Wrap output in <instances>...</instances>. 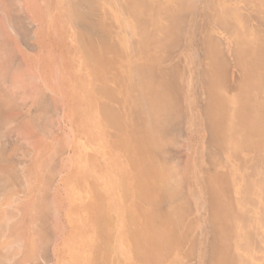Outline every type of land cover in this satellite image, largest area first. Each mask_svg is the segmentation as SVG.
I'll return each mask as SVG.
<instances>
[{
	"label": "rangeland",
	"instance_id": "1",
	"mask_svg": "<svg viewBox=\"0 0 264 264\" xmlns=\"http://www.w3.org/2000/svg\"><path fill=\"white\" fill-rule=\"evenodd\" d=\"M7 1L0 0V41L2 45L4 44L3 48L7 47L3 54L9 60L11 59L12 65L16 66L19 62L21 65L18 64L19 67L13 68L10 62L6 68L9 69L3 76H0L4 77L0 78V264H135L133 234L138 232L137 229L141 230L139 232L142 234V230L147 228L144 224L148 221L144 223L140 219L143 217L142 211L135 210L137 198L133 197V173L126 169L128 166L124 167L126 165L125 158L119 159L118 150L116 149L115 153L114 147V152H112L111 149H103L100 146L103 142L100 138H102L105 127L100 123L99 107L103 102H111L109 97H105V89L112 87L110 84L105 86V83L103 86L102 77L93 69L82 70L86 60L83 57L84 54H81L80 41L78 42L79 39L77 40L74 36L76 33H81L77 26L79 22H74L75 17L69 6V3L74 0H68V4L65 5L56 3V0H46V2L44 0H18L19 2L13 0L17 7L14 5L11 7L12 4L10 5L8 3L10 1ZM205 1L198 0L195 5L192 0L191 6L194 7H189L184 12L182 22L179 24L181 27L179 36L182 41L176 43L175 55L169 62V64H173V67L175 66V71H173V67L172 71L169 70L168 87H170V83H172L171 87L175 86L170 81L178 78L174 84H178L179 90L181 84L183 87L186 83L185 79L190 75L193 81L195 80L197 90L195 98L192 95L193 104L191 102L190 104L196 108L193 110V106L187 108L186 102L183 105L176 100L178 102L176 105V101H170L175 104L174 109L177 116L173 112L174 109L171 110L175 117L170 120L169 125L168 122L165 125L166 128H169V131L165 132L167 137L164 135L161 142H152V145H157L152 147L155 150L157 148V151L158 147H161L158 144H163L158 155L157 151L152 150L157 165L160 164L157 161L163 157V159H167L164 160L175 172L176 169L173 166L178 170L181 169V175H177V179L175 178L180 183V185L176 184L178 187L174 185V181H176L174 177L169 178L174 179L173 184L170 182V190L178 192L172 191L174 193L172 201H169L171 191H168L169 196L166 194L167 197L163 201V198L158 200L159 192H156L151 199L158 200L157 203L160 201L161 207L165 209L160 208V203H155L151 207L154 210L158 208V215H160V211H163V214L166 212L168 221L171 220L169 218V213L172 212L169 210L170 207L175 209L174 213L177 212L176 216L172 214L173 217H176L172 221L179 222L178 224L173 226L174 223H171L172 221L168 223L165 221L166 219L161 222L164 221L163 224L166 225L164 227H167L168 232L171 227L172 234L180 229L183 231L180 230L183 235L185 232L187 233V239L179 232L175 233L176 236L178 235L177 237L182 236L183 240L185 237L184 244L173 234V238L176 239L172 240L173 242L168 248L172 253L177 248L182 249L183 264H208L207 260L210 258L211 252L214 253L209 246L212 245L214 236H207L209 222L203 220L206 204H200L199 227L196 225L193 228L190 220L192 210L187 211L191 205L190 203L185 205L189 206L186 207V211L183 206V200L190 198L188 195L191 194V181L186 183V180H182L183 177L185 178L184 168L187 165L188 169L191 163L189 158L192 156L190 155L191 151L199 148L201 154V150L205 149L201 146L204 144L206 127L199 119L200 109L198 106L202 104L203 95L198 88L200 85L198 73H201L204 68L206 56L203 36L209 30V12L214 9L212 2L207 5ZM209 1L207 0V2ZM48 7L49 9H47ZM50 7L57 11L58 21L55 20V17L52 18ZM13 9L21 10L13 13ZM194 10L196 11L194 12ZM54 15L56 16L55 12ZM21 18L24 20H19ZM18 21L19 26H17ZM205 22L206 24H203ZM26 26L29 29L24 32ZM182 26H184V30ZM0 48L3 50L2 46ZM220 49L223 51L222 45H220ZM6 50L11 51L7 52ZM184 52L187 54H185L186 56ZM12 60L17 62L16 65ZM11 67L13 70L17 69L14 76V72L10 71ZM27 72L32 73L31 75L34 74L36 78L34 79L32 76L31 81L37 83L40 80L37 83L38 87L31 82L32 85L28 84V87L24 85L27 90L25 88L23 90L14 83L16 78L28 75ZM174 72L175 74L170 78ZM175 75L176 78H174ZM31 86L36 87L34 89ZM29 88L32 89L31 93ZM95 88L102 91H98L100 94L95 93L93 102L95 104H91L87 94L90 90L95 91ZM24 91H26V95ZM114 93L117 96V92ZM170 94H172L171 97H177L174 92H170ZM119 96L124 97V93L122 92ZM174 98L172 99L175 100ZM113 105L116 109L120 107L118 103ZM194 110H196L195 113ZM108 130L109 134L114 135L113 128L110 127ZM112 135H110L112 143L118 145ZM104 142L106 141L104 140ZM110 158L112 162H116L110 163ZM83 159L88 168L85 170L82 180L80 171ZM200 159L202 160V158ZM201 160L202 170L205 164L204 160ZM172 161L175 165L172 164ZM154 182L152 181V188H154ZM182 182L184 183L182 184ZM199 183L200 197L203 198L205 184L202 181ZM177 201L179 206L181 203L183 204L180 209L179 206H176V203L178 205ZM141 208L147 209L143 206ZM166 209L169 211H165ZM178 213L182 214V218L178 219ZM137 218L141 221L138 223L141 229L138 225V228L135 229L137 222L134 219ZM182 219L184 220L182 221ZM156 220L158 224L161 223L158 222V219ZM98 226L100 227L99 231L97 230ZM173 227L177 228V231ZM141 236L144 237L143 234L139 235V237ZM98 241L101 245V252L94 251V244H97ZM153 254L156 255V252Z\"/></svg>",
	"mask_w": 264,
	"mask_h": 264
},
{
	"label": "bare ground",
	"instance_id": "2",
	"mask_svg": "<svg viewBox=\"0 0 264 264\" xmlns=\"http://www.w3.org/2000/svg\"><path fill=\"white\" fill-rule=\"evenodd\" d=\"M8 1H10V2H8ZM8 1L7 2L10 3V5L12 4L11 7H13L15 2L18 0H16V1L14 0L15 1L14 3H13V0H8ZM44 1L46 2V0H44ZM197 1H195V2L197 3ZM58 2L61 4L64 3V5L68 4L67 3L68 0H56V3H58ZM191 2H192V0H74V1L69 3L70 4L69 6L71 7V10L73 11V15L75 17L74 22L75 21L79 22L78 25L77 24H75V25H77L80 28L79 31L81 32L80 34H78V33H76V35L74 34V36L77 38V40L79 39L78 42L80 41L79 44H80V50L82 51L81 54H84L83 57L86 60V64L83 65L82 70H84L86 68L88 70L93 69L95 72L98 73L99 76L102 77L103 86H104V83H105V86L110 84V86L115 89V91H113L114 89L112 90V88L105 89V93H106L105 97H109L108 99L111 102H107L105 100L106 102H103L99 107L100 108L99 112L101 114L100 123L105 127L102 138H100L101 141L103 140V142H102V144H100V146H102L103 149H111L112 152H114L113 151V147H114L115 153H116V149L118 150L117 154H119L118 155L119 159L122 160L123 157L125 158L124 162L126 163V165L124 167L126 168V166H128V168H126V169H129L133 173V176H132L133 181H134V183H133L134 184V186H133V192H134L133 197L137 198V201L135 202V210L136 211L140 210V212L142 211V214L141 213L140 214L143 215V217H141L140 219H142L144 221V223L146 221H148V223H146V224H144L142 221L144 226L147 227V228H144V230H142L143 231L142 234L144 235L143 238H142V236L139 237V235H142V234L139 232L141 230L137 229L138 227L139 228L141 227L140 225H138V223L141 222L138 220L139 216L137 219H134V221L136 220L137 224H135V222H133V224H135V226H136L135 229L138 230V232H137L138 234L136 233L137 237H136V234H133V242H134L133 243L134 244L133 259L135 260L134 261L135 264H183V262H182L183 258L182 257L184 254L182 253V249L177 248L174 253H172L171 250L169 251V249H168L170 247V243L173 242L172 240H174V238H175V237L173 238L175 233L178 234V232H179V234L183 235V233H182L183 231L180 229L182 232H180V230L178 232H175L174 229H176V231H177V228L173 227L174 229H172V230H174V232H175V233H173L174 234L173 235L171 233V230H170L171 227L169 228V226H168V228H169V232H168L167 227H164V226H166L163 224L164 221H163V223L161 222V220H165V219H166L165 221H167L168 223L171 222L172 219L177 215V212L174 213L175 209L173 210V209H171L172 207H170V209L167 207L170 211L172 210V212H170V213L167 212L170 214L169 218L171 219V220L169 219L170 221H168V219H167L168 214H166V212L163 214V211H160V215H158V213H159V211H157L158 208H157V210L156 209L154 210L153 207H151V205L153 206L155 203L158 202V200H161L163 198L162 199V201H163L164 198L166 199V197L169 196L168 191L169 192L171 191L169 201L174 198L173 196H174V193L176 191H174L172 189L170 190V184L173 182V180L175 178L177 179V175H179V176L181 175V173H180L181 169H180V166H179L180 170H178V168L173 166V168L176 169V172H175L172 168L169 167L168 162L165 161L167 159L164 158L165 159L164 160L163 157L161 159H159L160 162H159V160L157 161L158 163H160L157 165L155 163L156 160H155L154 155L152 153V150L153 151L155 150V148H152V147L153 146L156 147L157 145L156 144H155L156 146L152 145V142H161V140L163 139V136L165 135V132L169 131L168 130L169 128H166L165 125L167 124V122L169 125L171 123L170 120L174 119L173 117H175V115H176L175 109H174L176 103L181 102L183 104L186 102L187 108L193 106L190 104V102L193 104L192 101H194L193 98H195V93L197 90L195 88L196 87V83H194L195 80L193 81V78H191L190 75H188L187 79H185L186 83L184 84L183 87L181 84L179 90H178V84L177 83L174 84V82H176L178 80V78H176V75L174 77V78H176L175 79L176 81L175 80L170 81V82H173V85H175V86L171 87L172 83H170V87H168V74H169V70H171L173 67V64H169V62L171 60H173V55H175L174 51L176 50L175 49V47L177 46L176 43L180 40L182 41L181 36H179L181 33V27L179 26V24L182 22L184 12L187 11L189 9V7L190 8L194 7V6H191L192 5ZM195 2L193 0L194 4H195ZM205 2H206V4L207 3L209 4L210 2H212L214 9H213V11L209 12L210 13L209 21H208L209 24L207 23L209 25V27H208L209 30H208V32H205L206 35H204V36L202 35L203 40L205 41L204 47H205V56L206 57H205V62L203 61L204 62L203 67L204 68L202 69L201 73H198L199 77H200V79H199L200 85L198 84L199 85L198 88H199V92L203 95L202 104H201V106L200 105L198 106V108L200 109V110L199 109L198 110H199V115H200L199 116L200 122L203 123L206 127L205 128L206 134H205V137L203 139L204 144L203 145L201 144V146H203L205 149L201 150L202 156L200 154V158H202V160H204L205 165H204V168L202 170H201V165L198 166V169L196 168V173H198V176L196 175V177L199 178V182L202 181L205 184L204 185L205 194L202 195V197H204V201L206 200V209H205L206 211L205 212L207 213V216L209 215V221L208 222H209V225L211 228L210 232L214 236V240H213L212 245H209L214 253L211 252L210 258H208V260H207L208 264H237L238 260L235 262V253H233V245H234V242L236 243V241H237L236 252H237L238 257H240V252H239V249H240L239 246L240 245L239 244H241V241L244 240V238L239 237L242 235H240L241 225H240V222L238 219L240 218V214L244 213L245 206H243V204H240V202L238 204H234V205L231 204V196H233L234 192H232L231 188L229 187V180L227 181L225 179V176H226L225 170H224V168H221V164L218 163L216 161V159H212L210 157L208 151L209 150L211 151L214 148L213 146H215V147L217 146L218 148L217 147L216 148L219 149V151L216 153L218 154L220 152V155L218 154L219 156H221V154L223 153L224 149H223V146L221 144L220 139L218 138L219 140H216L217 137H219L218 134L221 136V139L224 136V138H223L224 141H225V139L228 140L227 146L228 147L230 146L229 149L233 150L234 152L239 149V141L237 140V138H239V137L236 135H238V133L240 131L238 123L244 122V120H243L244 118H242V119L238 118L237 121L233 120L232 122H230V124L228 123V125H227L226 113H227V111H229V110H227L229 108L226 107L227 109H224L223 106L225 104H227L226 101L228 100L229 106L232 108V112L234 113V111L236 109V108L233 109L235 107L234 104H236V105L238 104L237 100L234 99L230 94H232L233 92L236 93V91H241L243 93V91H246V90H249L248 92H250V90L254 91V95H256V94L261 95L264 93V0H210L209 2H207V0H206ZM228 2H230L231 5ZM200 5L201 4L199 2V6ZM22 6H26V5H22ZM15 7H17V6H15ZM46 7H47V5H46ZM22 8L24 9V7H22ZM212 8H210V9H212ZM21 9H18V10H21ZM47 9H49V7ZM50 9L52 10V13H50V14H52L51 15L52 18L55 17V20L58 21L59 17L56 13L57 11L54 10L52 7H50ZM18 10H14L13 13H17ZM244 10L247 11L246 14L244 13ZM195 11L196 10H194V12ZM54 12H55L56 16L54 15ZM202 14H203V12H202ZM16 15H19V14H16ZM24 16H26V15H24ZM197 17H198V15H197ZM206 17H207V15H206ZM89 18L92 20H90ZM22 19L23 18H21L19 20H22ZM49 19H47V20H49ZM15 21H16V19H15ZM249 21L254 22V23H252V25H249V23H250ZM255 23L258 25H255ZM22 24H24V23H22ZM61 24H62V21H61ZM203 24H206V22ZM17 26H19V21H18ZM59 26H62V25L59 24ZM255 26H258V29L257 28L255 29L254 28ZM182 27L184 30L185 29L184 26H182ZM0 28H1V25H0ZM27 29H29V28L28 27L24 28V32H25V30L27 31ZM60 30H62V29H60ZM85 30H87V31H85ZM196 30H198V29L196 28ZM256 30H258V31H256ZM63 32H64V29H63ZM200 34H201V32H200ZM224 34L227 37L235 39L234 41L237 42V47H236L237 49L235 51L236 52L235 64L237 67L238 75L235 74V75H237L235 77H238V79L236 81L234 80L236 83V88L234 90H231L232 89L231 88L230 91L227 87V82L229 81V75H230L229 74L230 68L226 67V65L228 64V60H226L227 64L225 65V59L222 56L225 54L224 53V47H223L224 41L222 39V35H224ZM189 42H187V43H189ZM220 45H222L223 51H221ZM1 46L3 48L4 44L2 45V43L0 41V47ZM6 48L7 47L3 48V50L0 48V50H1L0 51L1 52V55H0V76H3L4 73L6 72V70L9 69V68L8 69H6V68L9 66V64L11 62V59L9 60V58H7V56H5V54H3V51ZM187 48H188V46H187ZM9 49H11V47H9ZM10 51H7V52H10ZM183 51H184V49H183ZM12 53H13V51H12ZM232 53H233V51H232ZM185 54L186 53L184 52V55ZM72 55H73V53H72ZM10 56H12V55H10ZM232 60H233V58H232ZM16 63L14 62L15 65H16ZM18 64H20V62ZM190 64H191V62H190ZM11 66H13V68H16V66L12 65V62H11ZM17 67H19V66H17ZM11 69H12V67H11ZM15 70H17V69H15ZM15 70H13V69L10 70V71L14 72L13 76L16 72ZM173 71H175V66L173 67ZM188 71H190V70H188ZM79 72H80V70H79ZM21 73H23V72H21ZM27 73L29 76L28 75H23V77L20 76V78H16V80L14 82L15 84L18 85L19 88L21 87V89H23V90L26 86L28 87V84H30V85L36 84V86H37L38 81L40 82V80H38L37 83H35V81H31L33 78L34 79H36V78L34 77V74L31 75L32 73H30V74H29V72H27ZM194 73L196 74V72H194ZM174 74H175V72L172 74V76H170V78L173 77ZM32 76H33V78H32ZM0 78H4V77H0ZM258 79H259V83L257 84L256 82L258 81ZM183 80H184V78H183ZM31 82H32V84H31ZM97 82H99V81H97ZM251 83L252 84L254 83V85L251 86ZM44 84H46V83H44ZM24 85H25V87H24ZM94 85H96V83ZM36 86H31V87H34V89H35ZM232 86H233V84H232ZM85 87H86V85H85ZM99 87L103 88L100 85H99ZM174 87H177V88H174ZM234 87H235V85H234ZM172 88H173V91H171ZM25 89L27 90V88H25ZM29 89H30L29 92L31 93L32 89L31 88H29ZM96 89H98V88H95L96 92L94 90L88 89L90 91H88L87 97H89V101L91 104H95V103H93L95 100V98H94L95 93L100 94V92L102 91V90L100 91L99 89L98 90H96ZM92 91H94V92H92ZM98 91H100V92H98ZM24 92L26 95L27 94L26 91H24ZM114 92H117V96L115 95ZM122 92L124 93V97L119 96ZM170 92L176 93V96L179 98L177 99V97L176 98L171 97L172 94H170ZM169 95H170V98H169ZM192 95H193V98H192ZM240 95H241V93H240ZM97 97H98V95H97ZM259 97L262 98V96H258V98ZM172 98H174L175 100H173ZM190 98H191V100H190ZM247 98H246L247 105H249L248 103L251 101L248 102ZM98 99H100V98H98ZM176 100H178V102ZM253 100H255V99H253ZM170 101H172V102L176 101V102L174 104ZM260 102H262V101L260 100ZM116 103H118L120 105V107H117L118 109H116L115 105H113ZM250 106H252V105H250ZM254 106H252V107H254ZM193 107L194 108H192V110L196 108V106H193ZM246 108H248V106ZM124 109H127V110H124ZM173 109H174L173 112L175 113V115L172 114L171 110H173ZM254 109H255V107H254ZM257 110L258 109H256V111ZM195 111L196 110H194V113H195ZM252 111L254 112V110H252ZM254 115H256V114H254ZM259 115H261V114H259ZM259 115H256V116L258 117ZM179 116H181V115H179ZM179 116H178V118H179ZM263 117H264V115H263ZM253 118L255 119V116H253L251 119H253ZM258 118H260V117H258ZM258 118L255 120H258ZM195 119H197V118H195ZM224 120H225V122H224ZM255 120H253V123H249V124H253L252 127L254 129L256 127V130H258V131H260L261 128H262V130H264L263 127H261L260 130L257 129L258 125L255 124ZM260 120H259V122L262 123V121H260ZM179 122H181V121H179ZM234 122H236V123H234ZM263 122H264V120H263ZM225 123H226V126H225ZM101 124H100V126H101ZM255 125H257V126H255ZM110 127L115 130L114 135L109 134L108 129ZM241 127H242L241 130L245 129V128L243 129V126H241ZM258 128H259V126H258ZM246 130L249 131V129H247V128L245 129V131ZM256 130H255V132H256ZM251 131H253V130H250V132ZM258 131H257V133L261 132V131L260 132H258ZM208 134L210 137L208 136ZM241 134H242V132H241ZM241 134H239V135L241 136ZM110 135H112V138L114 140H117L116 143H118V145L115 143H112ZM258 135L259 134H257V136ZM168 136L170 137L169 133H168ZM176 136H178V135H176ZM164 137H167V136L165 135ZM208 137H209V139H208ZM258 138H257V140H259ZM260 138H261V136H260ZM96 139H97V137H96ZM104 140L106 142H104ZM182 140H184V139H182ZM257 140L255 141L256 143H257ZM263 141L264 140H262V142ZM164 142L166 143L167 141H164ZM251 142H254V139ZM251 142H250V144H251ZM209 144H210V146H209ZM162 145L163 144H161V143L158 144V146H161V147H162ZM164 145H166V144H164ZM251 146L253 147V145H251ZM251 146L248 148L252 149ZM255 147H253V148H255ZM260 147L262 149V146H260ZM83 148H85V147H83ZM160 148L158 147V151H157V148L155 150V151H157V153L155 152L157 155L159 153ZM208 148H209V150H208ZM240 148H242V147H240ZM245 148H243V149L246 150L247 148L246 149ZM257 148H259V147H257ZM85 149H87V148H85ZM196 150H197V148H196ZM191 152L193 153V151H191ZM234 152L232 154H234ZM199 153H200V150H199ZM216 153L214 152L215 155H216ZM245 154H246V152H245ZM190 155H192V154H190ZM219 156H218V161H219ZM237 156H239V155H237ZM237 156L235 157L236 159H237ZM263 156H264V154H263ZM191 157H189V158L191 159ZM245 157H247V156H245ZM259 157H261V156H259ZM240 158L242 159V157H240ZM232 159H234V158H232ZM248 159L247 160L244 159V160L248 161ZM109 160H110V163L116 162V161L112 162L111 158ZM127 160H128V162H127ZM254 160H253V162H255ZM192 162H194V160H192ZM192 162L189 164L190 166H188V169H187V165H186V168H184L185 178L183 177L182 180L183 181L186 180V183L189 180L192 182V180H191ZM232 162H233V160H232ZM232 162L230 161L231 164H232ZM88 163H89V161H88ZM188 163H189V161H188ZM256 163H255V165H256ZM172 164H174V162ZM228 164H227V166H228ZM197 165H198V163H197ZM245 165H247V163ZM87 168H88L87 163L85 161V164H84V159H83L82 168L80 171V174H81L80 178L82 180H83V176H85L83 174L85 173V170ZM236 168H237V166H236ZM255 168H256V166H255ZM229 170H230V168H229ZM261 170H263V168ZM182 171H183V169H182ZM235 173H237V171ZM182 176H184V175L182 174ZM170 177H174V179L171 178L172 181H169V180H171V179H169ZM154 180H155V182H154ZM196 180L198 181V179H196ZM247 180H249V179H247ZM152 181L154 182V188H152V186H151V185H153ZM238 181H237V183H238ZM174 182H175L174 185L179 183L177 180ZM183 183L184 182H182V184ZM194 183H192L191 185H193ZM233 184H235V183H233ZM248 184H250V183H248ZM248 184H247V186H248ZM253 184L251 183V185H253ZM179 185H180V183H179ZM230 185H231V183H230ZM175 187H178V186L176 185ZM195 189L197 192V188H195ZM239 189H241V187ZM263 190H264V188H263ZM172 191L174 193H172ZM177 191H178V189H177ZM245 191H247V194H248L249 190H245ZM245 191H242V192L244 193ZM257 191H259V190H257ZM156 192H159V197H158V200L153 201L151 199V197H152V195H155ZM164 193H165V196H164ZM176 193H178V192H176ZM188 193H190V192H188ZM166 194H167V196H166ZM183 195H185V194H183ZM193 195H195V194L193 193ZM188 196L191 198L192 195L190 194ZM249 196H251V195H249ZM195 197H196V195H195ZM195 197H194V201H195ZM198 197H200V196H198ZM190 198H188L189 200L188 199L183 200L184 205L182 203H181V205H183L185 208L186 207L188 208L189 206H185V205H187V204L189 205V203L191 204L190 201H192V199L190 200ZM249 198H252V197H248V199ZM138 199H140V200H138ZM260 199H263V198L261 197ZM196 200H199V199L197 198ZM159 203H157V204H159L160 208H162L161 207L162 204L160 201H159ZM261 203H262V200H261ZM181 205L179 206V202H178V205L176 203V206H179V209L181 208ZM253 205H254V203H253ZM142 206L147 207V209L144 208V210H143L141 208ZM171 206H173V205H171ZM187 208L184 210L186 211ZM247 208H249V206H247ZM162 209H160V210H162ZM190 209L191 208H189L187 211L190 212L191 211ZM169 210L166 209L165 211H169ZM258 210H259V208H258ZM177 211H180V210H177ZM179 213H181V212H179ZM179 213H178V216H179L178 219L182 218L181 216H182V214H184L182 212V214L179 215ZM172 214H174V215L176 214V215L173 217ZM235 214L237 216L236 217L237 219L235 221V223L237 224V226H236V238L234 236L235 231L232 228L233 225L231 222V219L233 216H235ZM244 217H242V218H244ZM263 217H264V215H263ZM155 218L158 219V222L159 221L161 222V223L159 222L161 225L157 223V220ZM187 219H188V217H187ZM256 219H257V217H256ZM183 220L184 219H182V221ZM240 220H242V219H240ZM156 223H157V225H156ZM171 223H174L173 224V226H174V225H176V223L178 224L179 222L175 223L173 220ZM180 223H182V222L180 221ZM197 224H198V221H197ZM137 225H138V227H137ZM254 226H257V225H253V228H254ZM99 228L100 227L98 226V228H97L98 231H99ZM165 231H166V233H165ZM170 235H171V239H170ZM183 236H185L187 239V233L186 232L184 233ZM181 237H177V239L179 241H182V243L184 244L186 242L185 241L186 239L184 237V240H183V238H181ZM255 238H256V236H255ZM247 239H249V238H247ZM252 239H253V237H252ZM99 241L97 244L96 243L94 244L95 245L94 251L101 252V250H100L101 245H99V243H100ZM211 241H212V238H211ZM106 242L108 243V241H106ZM257 242L255 243L256 245H257ZM142 243H144V244L142 245ZM262 243H264V238H263ZM251 246H252V243H251ZM261 249L263 252V254L260 253L262 256L261 261L264 262V248L261 247ZM154 252H156V255L153 254ZM186 252H185V255H186ZM240 258H239V260H240ZM263 262H262V264H264ZM241 264H244V263L242 262Z\"/></svg>",
	"mask_w": 264,
	"mask_h": 264
},
{
	"label": "crops",
	"instance_id": "3",
	"mask_svg": "<svg viewBox=\"0 0 264 264\" xmlns=\"http://www.w3.org/2000/svg\"><path fill=\"white\" fill-rule=\"evenodd\" d=\"M244 13L246 14L247 13V11L246 10H244ZM250 23H249V25H252V23H254V22H251V21H249ZM255 25H258V24H256L255 23ZM255 29L257 28L258 29V26H255L254 27ZM260 30V29H259ZM256 31H258V30H256ZM222 39H223V41H224V44H223V47H224V55H223V58L225 59V65L227 64V61L226 60H228V64L226 65V67H229L228 69H229V81L227 82V87H228V89H229V91H230V89L231 90H234L235 88H236V83H235V81L238 79V77H235V76H237L238 75V72H237V67H236V64H235V61H236V47H237V42L236 41H234L235 39H233V38H230V37H227V36H225V34L224 35H222ZM233 41V42H232ZM232 51H233V53H232ZM234 56V57H233ZM232 58H233V60H232ZM230 61V62H229ZM234 62V63H233ZM231 64V65H230ZM235 64V65H234ZM234 66V67H233ZM234 68V69H233ZM235 74H237V75H235ZM235 80V81H234ZM230 82V83H229ZM257 84L259 83V79H258V81L256 82ZM229 84V85H228ZM232 84H233V86H232ZM234 85H235V87H234ZM254 85V83L252 84L251 83V86H253ZM231 86V87H230ZM246 86V85H245ZM234 87V88H233ZM252 88V87H251ZM255 88V87H254ZM247 91V92H246ZM246 91H243V93L241 92V91H236V93H232V94H230L234 99H236L237 100V102H238V104L236 105V104H234L235 105V107L233 108V109H235V111H234V113L232 112V108L229 106V103H228V100L226 101L227 102V104H225L223 107H224V109H227V108H229V109H227V110H229V111H227V113H226V115L228 116H226V121H227V125H228V123L230 124V122H232L233 120H235V121H237L238 120V118H240V119H242V118H244L243 120H244V122H242V123H238L239 124V128H240V131H239V133H238V135H236V136H238L239 138H237V140L239 141V149L237 150V151H233V150H231V149H229V147L227 146L228 145V140L227 139H225V141H224V136L222 137V139H221V136L218 134V136L219 137H217V139L216 140H219L220 139V141H221V144H222V146H223V153L221 154V156H219L220 155V152L217 154L216 152H218L219 151V149H217L215 146H213L214 148L210 151L209 150V148H208V150L210 151H208V153H209V155H210V157L212 158V159H216V161L218 162V163H220L221 164V168H224V170H225V173H226V176H225V179L228 181L229 180V187L231 188V191L232 192H234V194H233V196H231V204H238L239 202H240V204H243V206H245V210H244V213L242 214H240V218L238 219L239 220V222H240V225H241V229H240V235H242V236H239L240 238H244V240H242L241 241V244H239L240 246V249H239V252H240V257H238V255H237V252H236V244H237V241H236V243L234 242V245H233V253H235V262L237 261V264H241L242 262L244 263V264H262V262L263 261H261L262 260V256H261V254H263V252H262V249H261V247H263L264 248V243H262V241H263V238H264V217H263V215H264V190H263V188H264V156H263V154H264V141L262 142V140H264V130H262V128L261 127H263V129H264V122H263V120H264V117H263V113H264V93L263 94H261V95H258V94H256V95H254V91H252V90H250V92H248L249 90H246ZM240 93H241V95H240ZM250 93V94H249ZM252 93V94H251ZM256 93V92H255ZM245 94V95H244ZM247 94V95H246ZM244 95V96H243ZM250 97H249V96ZM254 95V96H253ZM256 96V97H255ZM258 96H262V98L261 97H259L258 98ZM243 97V98H242ZM248 97V98H247ZM253 99H255V100H253ZM246 98H247V100H248V102L249 101H251V102H249L248 104L249 105H247V101H246ZM253 101H252V100ZM260 100L262 101V102H260ZM245 101V102H244ZM255 101V102H254ZM244 103V104H243ZM227 105V106H226ZM250 105H252V106H254L255 107V109H254V107H252V106H250ZM258 107H257V106ZM244 106V107H243ZM248 106V108H246ZM227 107V108H226ZM252 107V108H251ZM261 107V108H260ZM240 108V109H239ZM251 108V109H250ZM263 108V109H262ZM250 109V110H249ZM256 109H258L257 111H256ZM260 109V110H259ZM252 110H254V112L252 111ZM252 111V112H251ZM261 113H260V112ZM263 111V112H262ZM254 114H256V115H259V114H261V115H259L258 117H260V118H258L256 115H254ZM232 115V116H231ZM255 116V119H257L258 118V120H255L254 118L253 119H251L253 116ZM262 116V117H261ZM251 117V118H250ZM235 118V119H234ZM261 119V120H260ZM253 120H255V124H257L258 126H259V128H258V126L257 125H255V126H257V129H259L260 130V128H261V132L260 131H258V130H256V127H255V129L252 127V125L253 124H249V123H253ZM259 120L260 121H262V123H260L259 122ZM258 121V122H257ZM224 122H225V120H224ZM234 123H236V122H234ZM245 123V124H244ZM261 124V125H260ZM225 126H226V123H225ZM241 126H243V129L245 128H247V129H249V131L248 130H246L245 131V129L244 130H241L242 129V127ZM245 126V127H244ZM248 126V127H247ZM250 130H253V131H251L250 132ZM255 130H256V132H255ZM257 131L258 132H260V133H257ZM263 131V132H262ZM241 132H242V134H241ZM256 133V134H255ZM239 134H241V136L239 135ZM257 134H259L258 136H257ZM208 136H209V134H208ZM260 136H261V138H260ZM210 137V136H209ZM209 137H208V139H209ZM254 137V138H253ZM259 137V138H258ZM219 138V139H218ZM257 138L259 139V140H257ZM251 139V140H250ZM254 139V142H251L252 140ZM262 139V140H261ZM257 140V143L255 142ZM249 141V142H248ZM248 142V143H247ZM250 142H251V144H250ZM225 145H224V144ZM253 143V144H252ZM244 145V146H243ZM251 145H253V147H255V148H253ZM259 145V146H258ZM209 146H210V144H209ZM251 146V148L252 149H249L248 147H250ZM260 146H262V149H261V147ZM240 147H242V148H240ZM248 149H246V148ZM257 147H259V148H257ZM243 148H245L246 150H244ZM230 151H229V150ZM241 149V150H240ZM258 149V150H257ZM199 148L197 149V150H194L193 151V153H192V157H191V162H192V160H194V162H192V174H191V180H192V182H191V184L192 183H194L195 181V183L193 184V185H191V199H192V201H190L191 202V220H192V226H193V228L197 225L198 227H199V221H200V204H206V200L204 201V197L203 198H201V197H198V196H200V186H199V178H197L196 177V175L198 176V173H196V168L198 169V166L200 165V153H199ZM261 150V151H260ZM263 150V151H262ZM239 151V152H238ZM250 151V152H249ZM260 153H259V152ZM214 152L216 153V155L214 154ZM226 152V153H225ZM234 152V154H232ZM245 152H246V154H245ZM253 152V153H252ZM257 152V153H256ZM212 153V154H211ZM238 153V154H237ZM255 154V155H254ZM260 154V155H259ZM219 156V161H218V156ZM231 155V156H230ZM235 155V156H234ZM237 155H239V156H237ZM252 155V156H251ZM225 156V157H224ZM237 156V159L235 158ZM245 156H247V157H245ZM259 156H261V157H259ZM240 157H242V159L240 158ZM251 157V158H250ZM199 158V159H198ZM232 158H234V159H232ZM249 158V159H248ZM256 158V159H255ZM221 159V160H220ZM247 160L248 159V161H245V160ZM255 159V160H254ZM263 159V160H262ZM197 160V161H196ZM232 160H233V162H232ZM253 160L255 161V162H253ZM227 163H226V162ZM230 161L232 162V164L230 163ZM252 161V162H251ZM257 162V163H256ZM197 163H198V165H197ZM229 163V164H228ZM247 163V165H245ZM255 163H256V165H255ZM227 164H228V166H227ZM258 164V165H257ZM261 164V165H260ZM263 165V166H262ZM235 166V167H234ZM236 166H237V168H236ZM246 166V167H245ZM255 166H256V168H255ZM260 166V167H259ZM234 167V168H233ZM229 168H230V170H229ZM246 168V169H245ZM255 168V169H254ZM263 168V170H261ZM238 169V170H237ZM245 169V170H244ZM248 170V171H247ZM254 170V171H253ZM257 170V171H256ZM237 171V173H235ZM195 172V173H194ZM241 172V173H240ZM255 175H254V174ZM238 175V176H237ZM251 175V176H250ZM253 175V176H252ZM258 175V176H257ZM260 175V176H259ZM233 177V178H232ZM238 179H237V178ZM248 177V178H247ZM257 178V179H256ZM196 179H198V181L196 180ZM243 179V180H242ZM245 179V180H244ZM247 179H249V180H247ZM239 180V181H238ZM256 180V181H255ZM237 181H238V183H237ZM259 183H258V182ZM257 182V183H256ZM230 183H231V185H230ZM233 183H235V184H233ZM248 183H250V184H248ZM251 183L253 184V185H251ZM247 184H248V186H247ZM257 184V185H256ZM259 184V185H258ZM234 186V187H233ZM259 186V187H258ZM241 187V189H239ZM195 188H197V192H196V189ZM240 190V191H239ZM245 190H249L248 191V194H247V191H245ZM257 190H259V191H257ZM242 191H245L244 193L242 192ZM261 191V192H260ZM196 195V197H195V195H193V193ZM196 192V193H195ZM198 193V194H197ZM240 193V194H239ZM243 194V195H242ZM240 195V196H239ZM249 195H251V196H249ZM244 196V197H243ZM194 197H195V201H194ZM248 197H252V198H249L248 199ZM254 197V198H253ZM259 197V198H258ZM263 198V199H260V198ZM199 199V200H196V199ZM246 198V199H245ZM190 199V200H191ZM251 199V200H250ZM239 200V201H238ZM250 200V201H249ZM261 200H262V203H261ZM246 203H245V202ZM253 203H254V205H253ZM249 204V205H248ZM258 204V205H257ZM247 206H249V208H247ZM259 206V207H258ZM253 207V208H252ZM247 208V209H246ZM258 208H259V210H258ZM253 209V210H252ZM259 211V212H258ZM197 213V214H196ZM250 213V214H249ZM254 213V214H253ZM257 213V214H256ZM204 218H203V220H207V221H209V215L207 216V213L205 212L204 214ZM245 216V217H244ZM237 216H236V214H235V216H233L232 217V219H231V222H232V228L234 229V231H235V238H236V226H237V224L235 223V221H236V218ZM242 217H244V218H242ZM250 217V218H249ZM256 217H257V219H256ZM240 219H242V220H240ZM262 221H261V220ZM250 220V221H249ZM197 221H198V224H197ZM252 221V222H251ZM255 223V224H254ZM253 225H257V226H254V228H253ZM257 227V228H256ZM259 228V229H258ZM254 231H253V230ZM263 229V230H262ZM208 230H209V232L207 233V236H213V234L210 232L211 231V228H210V225H208ZM251 230V231H250ZM258 231V232H257ZM250 232V233H249ZM260 232V233H259ZM251 234V235H250ZM253 235V236H252ZM251 236V237H250ZM255 236H256V238H255ZM252 237H253V239H252ZM247 238H249V239H247ZM256 240V241H255ZM261 240V241H260ZM258 241V242H257ZM250 242V243H249ZM257 242V245L255 244ZM251 243H252V246H251ZM249 245V246H248ZM261 245V246H260ZM243 249V250H242ZM243 251V252H242ZM261 253V254H260ZM260 257H259V256ZM239 258H240V260H239ZM261 258V259H260ZM259 261V262H258ZM264 263V262H263Z\"/></svg>",
	"mask_w": 264,
	"mask_h": 264
}]
</instances>
